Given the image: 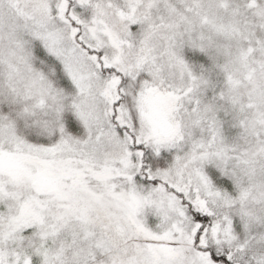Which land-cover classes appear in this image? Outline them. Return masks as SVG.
Wrapping results in <instances>:
<instances>
[{
    "label": "snow or ice",
    "instance_id": "obj_1",
    "mask_svg": "<svg viewBox=\"0 0 264 264\" xmlns=\"http://www.w3.org/2000/svg\"><path fill=\"white\" fill-rule=\"evenodd\" d=\"M0 264H264V0H0Z\"/></svg>",
    "mask_w": 264,
    "mask_h": 264
}]
</instances>
